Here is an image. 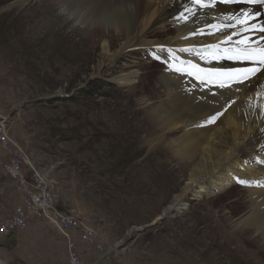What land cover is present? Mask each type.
Instances as JSON below:
<instances>
[{
  "label": "rangeland",
  "instance_id": "374dc122",
  "mask_svg": "<svg viewBox=\"0 0 264 264\" xmlns=\"http://www.w3.org/2000/svg\"><path fill=\"white\" fill-rule=\"evenodd\" d=\"M92 2L0 0V121L58 194V206L91 226L105 247L91 248L85 263L256 264L243 244L258 237L244 223L252 197L238 181L213 196H189L187 210L159 221L190 181L185 153L174 145L182 131H163L151 116L164 98L162 77L174 72L164 67L169 54L155 62L151 49H136L104 64L105 44L115 54L123 38L92 15ZM156 33L149 41L169 38ZM133 72L138 78L118 83ZM10 163L0 144V225L25 201ZM41 222L66 244L56 225L30 215L26 229L0 237L7 264H37L33 238L22 254L11 237ZM64 255H54L58 264Z\"/></svg>",
  "mask_w": 264,
  "mask_h": 264
},
{
  "label": "bare ground",
  "instance_id": "6f19581e",
  "mask_svg": "<svg viewBox=\"0 0 264 264\" xmlns=\"http://www.w3.org/2000/svg\"><path fill=\"white\" fill-rule=\"evenodd\" d=\"M223 2L226 0H205L207 6H200L194 0H94L91 13L103 24L114 26V32L123 38L115 54L110 53V42L105 44L103 61L108 60L104 64L118 55L149 48L160 56L171 49L184 65L198 66L192 76L185 67L184 74H165L160 86L164 98L152 107V122L161 130L182 131L174 145L185 153L190 181L171 207L179 208L199 192L213 196L238 179L250 182L251 186H245L252 197L251 212L244 223L249 227L246 232H256L258 237L245 236L243 244L258 260L256 264H264V73L235 83L242 70L252 65L234 58L250 40L256 42L252 47L257 43L264 47L259 39L264 33L258 31L264 24V3ZM245 21L257 30L242 27ZM161 29L166 31L161 33ZM158 30L169 33V38L149 41ZM208 45L218 47L206 48ZM184 48L191 51L181 52ZM136 76V72L123 74L117 81L125 85ZM221 83L226 86L220 87ZM218 112L215 122L205 124ZM155 142L153 139L152 144ZM0 264L5 263L0 259Z\"/></svg>",
  "mask_w": 264,
  "mask_h": 264
},
{
  "label": "built area",
  "instance_id": "2783aa9c",
  "mask_svg": "<svg viewBox=\"0 0 264 264\" xmlns=\"http://www.w3.org/2000/svg\"><path fill=\"white\" fill-rule=\"evenodd\" d=\"M0 144L1 150L11 158L7 170L12 177L19 180L21 191L25 195L24 204L15 209L13 216L7 222L0 225V237L11 231L26 229L29 216L37 215L47 218L56 225L65 238L67 264H87L85 258L91 248L103 253L105 247L98 243V236L91 226L58 206V194L38 168L30 163L20 142L11 134L5 119L0 121ZM25 167L28 168L27 175L24 174ZM75 232L79 234V238L75 237Z\"/></svg>",
  "mask_w": 264,
  "mask_h": 264
},
{
  "label": "snow or ice",
  "instance_id": "6c2138e0",
  "mask_svg": "<svg viewBox=\"0 0 264 264\" xmlns=\"http://www.w3.org/2000/svg\"><path fill=\"white\" fill-rule=\"evenodd\" d=\"M226 2H231V0H226ZM250 3L253 4H261L264 3V0H249ZM194 3L200 5V6H207L205 3V0H194ZM259 15V13L255 14ZM242 27H252L253 31H256L257 29L254 26H251L248 21H245L244 24L241 25ZM215 27V26H212ZM258 31L260 33H264V24H262ZM228 41H231L232 37L228 36ZM261 41H264V35H262L259 38ZM240 43H245V41H240ZM256 43L255 41H249L248 46L245 47L243 50H238V55H236L234 58L236 59H243L244 61H247L249 64H251V67L245 68L242 70V76L239 77L238 79H235V83H245L246 81L250 80L252 77L256 76L258 73H264V47H261L260 44H256L255 47H252L251 44ZM211 47H218V46H213V45H208L206 48H211ZM160 51H164L163 46L160 47ZM169 53V59H175L174 53L171 49L167 50ZM181 52H188L191 51V49H181ZM154 58L156 60H161V56L158 54L154 53ZM169 59H165L164 63L173 71H176L178 73L184 74L185 73V68L181 67H173L171 63H169ZM184 63V62H181ZM193 69H196L199 71L198 66L193 64L191 65ZM232 70H229L231 72ZM240 71V70H237ZM189 76H192L194 73L192 71H187L186 73ZM227 75V73H226ZM229 81L233 80V77L231 75H228ZM202 83L204 82L203 80L201 81ZM220 87H225L226 85L224 83H221L219 85ZM229 88L232 87V83L227 84ZM220 113H216L214 116L209 117L206 121L205 124L207 123H213L215 122V119L217 116H219ZM238 183L242 185H247L251 186L250 182L245 181L243 179H238Z\"/></svg>",
  "mask_w": 264,
  "mask_h": 264
},
{
  "label": "crops",
  "instance_id": "0c3cea01",
  "mask_svg": "<svg viewBox=\"0 0 264 264\" xmlns=\"http://www.w3.org/2000/svg\"><path fill=\"white\" fill-rule=\"evenodd\" d=\"M37 229V233L33 230ZM16 235L11 237V241L13 242V246L16 249V251H21L23 254L24 248L28 247L29 244V238H33L32 244L34 247L37 246L36 249V258H37V264H58L57 262L58 258L56 256V260L54 259V255L57 254V252L62 251L65 253L63 260L61 264H67L68 263V254L66 252V244L60 237H55L52 235H59L55 228L51 225H49L46 222L38 223V226L29 228L26 232L20 230V232H16ZM36 236V237H34ZM62 241V242H61ZM60 245V246H59ZM56 248V252H55ZM63 248V250H61ZM5 255V260H7V255ZM1 258V257H0ZM53 259L56 262H53ZM1 260L7 264L2 258Z\"/></svg>",
  "mask_w": 264,
  "mask_h": 264
},
{
  "label": "water",
  "instance_id": "95a60500",
  "mask_svg": "<svg viewBox=\"0 0 264 264\" xmlns=\"http://www.w3.org/2000/svg\"><path fill=\"white\" fill-rule=\"evenodd\" d=\"M189 200L190 199H188L187 201H183L181 203V205L179 206V208H176L174 206L169 208V210L165 212V214L163 215V217L159 221L168 220L170 218L175 217L176 215L183 213L185 210H187V204L189 203ZM155 225H156V223L152 224L150 226H146L143 229H140V231H145L151 227H154Z\"/></svg>",
  "mask_w": 264,
  "mask_h": 264
}]
</instances>
